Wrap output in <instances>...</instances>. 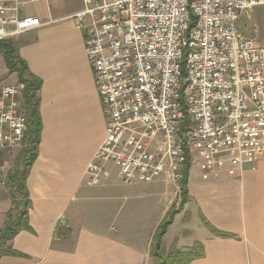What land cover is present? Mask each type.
Here are the masks:
<instances>
[{
    "label": "built area",
    "instance_id": "built-area-1",
    "mask_svg": "<svg viewBox=\"0 0 264 264\" xmlns=\"http://www.w3.org/2000/svg\"><path fill=\"white\" fill-rule=\"evenodd\" d=\"M35 2L38 0H27ZM84 52L105 115L104 136L84 170L100 183L106 164L125 183L150 182L167 169L179 182L187 149L204 179L264 158V46L237 21L264 0H83ZM23 0H0V41L44 23ZM22 84L0 82V150L27 129Z\"/></svg>",
    "mask_w": 264,
    "mask_h": 264
},
{
    "label": "crops",
    "instance_id": "crops-1",
    "mask_svg": "<svg viewBox=\"0 0 264 264\" xmlns=\"http://www.w3.org/2000/svg\"><path fill=\"white\" fill-rule=\"evenodd\" d=\"M69 1L23 0L20 16H37L44 24L11 37L29 70L41 79L42 128L26 179L31 230H20L7 243L20 254L3 255L0 264H155L152 235L173 209L162 243L184 218L175 249L190 250L198 242L203 253L190 264H264V158L243 163L235 176L222 167L204 179L196 151L187 149L190 167L194 162L197 169L189 168L182 205L180 185L171 179L170 169L150 182L125 183L118 169L106 164L100 183H85V166L104 136L105 115L84 52L88 25L77 28L72 18L84 2L68 6ZM256 8L263 12L254 7L236 26L262 47L264 40L251 20ZM20 147L0 150V161L6 152L17 155ZM8 169L0 164V229L10 208ZM205 222L233 236L215 235Z\"/></svg>",
    "mask_w": 264,
    "mask_h": 264
},
{
    "label": "trees",
    "instance_id": "trees-1",
    "mask_svg": "<svg viewBox=\"0 0 264 264\" xmlns=\"http://www.w3.org/2000/svg\"><path fill=\"white\" fill-rule=\"evenodd\" d=\"M0 54L8 72L15 73L17 83L22 84L20 96L22 107L26 115L27 129L22 138L21 147L17 153L13 165L8 169L5 178V187L8 189L10 208L6 213L4 226L0 229V257L20 253L7 245L9 241L20 230H31L28 224V211L31 208V200L26 186V179L29 169L38 153V145L41 134V118L39 115L41 79L34 75L27 65V62L20 57L18 43L12 38L0 41ZM190 168V157L186 160L182 169V178L179 181L181 205L187 199V177ZM176 211L170 210L152 235L151 255L155 258L156 264H190V262L203 255L202 246L195 242L190 250L173 249L167 253L161 251L163 236L171 224ZM209 230L221 237L233 236L230 233L218 231L209 223L205 222Z\"/></svg>",
    "mask_w": 264,
    "mask_h": 264
},
{
    "label": "rangeland",
    "instance_id": "rangeland-1",
    "mask_svg": "<svg viewBox=\"0 0 264 264\" xmlns=\"http://www.w3.org/2000/svg\"><path fill=\"white\" fill-rule=\"evenodd\" d=\"M32 4V3H30ZM26 5L25 9L26 12L28 9L31 8L32 5ZM75 4V0H71L67 3L68 6H72ZM256 26V34L257 35H261L262 39L264 40V21H263V12L260 8H256L254 10V13L252 15V19H251ZM88 24V23H87ZM90 26V24H88ZM264 42V41H263ZM0 82H6L9 83L13 86H17L18 83L17 81L14 80V76L11 75L10 72H8L5 62H4V58L3 56L0 54ZM16 157V152H6L3 154V159H1L0 164L4 165L5 168H10L13 163H14V159ZM196 165L194 162H192L191 167H190V171H194L196 170ZM184 222V218L183 219H179L177 221L176 224L173 225V227L170 229L169 234L165 240V242L162 243L161 245V251L163 253H167L170 250L175 249V243L174 241L177 240V237L175 238L176 235H182L183 232H180V229L183 225ZM184 227V225H183ZM173 247V248H172ZM156 262V261H155ZM156 264V263H155Z\"/></svg>",
    "mask_w": 264,
    "mask_h": 264
}]
</instances>
